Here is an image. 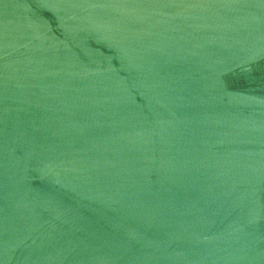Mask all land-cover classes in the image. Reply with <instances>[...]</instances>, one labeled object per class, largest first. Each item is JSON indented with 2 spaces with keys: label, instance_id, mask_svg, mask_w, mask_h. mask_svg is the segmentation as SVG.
<instances>
[{
  "label": "water",
  "instance_id": "obj_1",
  "mask_svg": "<svg viewBox=\"0 0 264 264\" xmlns=\"http://www.w3.org/2000/svg\"><path fill=\"white\" fill-rule=\"evenodd\" d=\"M0 264H264V0H0Z\"/></svg>",
  "mask_w": 264,
  "mask_h": 264
}]
</instances>
